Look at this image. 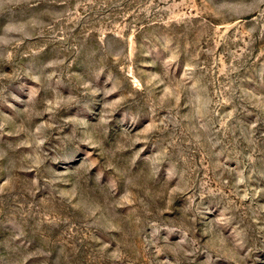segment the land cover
Returning a JSON list of instances; mask_svg holds the SVG:
<instances>
[{
    "label": "rangeland",
    "instance_id": "374dc122",
    "mask_svg": "<svg viewBox=\"0 0 264 264\" xmlns=\"http://www.w3.org/2000/svg\"><path fill=\"white\" fill-rule=\"evenodd\" d=\"M0 264H264V0H0Z\"/></svg>",
    "mask_w": 264,
    "mask_h": 264
}]
</instances>
